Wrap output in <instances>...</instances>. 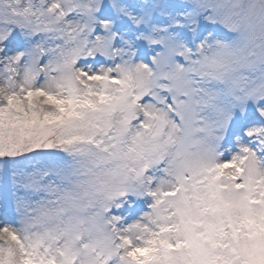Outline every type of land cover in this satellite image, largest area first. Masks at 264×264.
Wrapping results in <instances>:
<instances>
[{"label": "snow or ice", "instance_id": "snow-or-ice-1", "mask_svg": "<svg viewBox=\"0 0 264 264\" xmlns=\"http://www.w3.org/2000/svg\"><path fill=\"white\" fill-rule=\"evenodd\" d=\"M0 264H264V0H0Z\"/></svg>", "mask_w": 264, "mask_h": 264}]
</instances>
